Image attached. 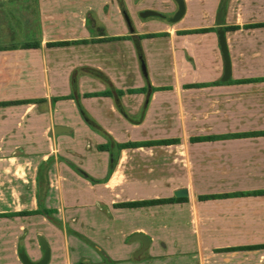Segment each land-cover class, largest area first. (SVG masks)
<instances>
[{
  "label": "crops",
  "instance_id": "0c3cea01",
  "mask_svg": "<svg viewBox=\"0 0 264 264\" xmlns=\"http://www.w3.org/2000/svg\"><path fill=\"white\" fill-rule=\"evenodd\" d=\"M122 1L0 0V264H264V0Z\"/></svg>",
  "mask_w": 264,
  "mask_h": 264
},
{
  "label": "trees",
  "instance_id": "16d2710c",
  "mask_svg": "<svg viewBox=\"0 0 264 264\" xmlns=\"http://www.w3.org/2000/svg\"><path fill=\"white\" fill-rule=\"evenodd\" d=\"M119 2H120L122 11L126 14V9H125V6L123 4V1L119 0ZM220 7H222V6H220ZM254 26H264V23L250 24V25H245L244 27H254ZM239 27L240 26H228V27H225V30L237 29ZM213 30H214L213 27H204V28H197V29H190V30L181 31V33H201V32L213 31ZM158 34H160V33L139 35V36L140 37L156 36ZM78 42H86V40L49 42V43H47V46H62V45H68L71 43H78ZM23 46L24 47H30V46L38 47L39 44L37 42H32V43L27 42ZM9 104H14V102L13 101H11V102H0V106H5V105H9ZM81 113L84 115L85 118H87L86 115L84 114L83 110H81ZM216 138H217L216 136H211V137L199 138V139L211 140V139H216ZM164 142H170L171 143V142H177V140H167ZM135 144L136 143H127V144H123L121 146L122 147H129V146H134ZM249 194L262 195V194H264V190L254 191V192H235V193H229V194L223 193V194L198 195V199L199 200H206V199L225 198L228 196H241V195H249ZM185 200H187L186 197L168 198V199H153V200H144V201H135V202H122V203L116 204V206H118V207H135V206L151 205V204L163 203V202L185 201ZM53 212H54V209L39 207L38 209H35V210L0 213V217L27 216V215H34V214H42V215H45L47 217H50ZM259 247H264V245L227 247V248L219 249L218 251H235V250H242V249L259 248ZM104 258L107 262H109V264H112V262L106 256H104Z\"/></svg>",
  "mask_w": 264,
  "mask_h": 264
},
{
  "label": "water",
  "instance_id": "95a60500",
  "mask_svg": "<svg viewBox=\"0 0 264 264\" xmlns=\"http://www.w3.org/2000/svg\"><path fill=\"white\" fill-rule=\"evenodd\" d=\"M175 2L177 3V10L174 13V15L170 18V21H172V22H176L179 19H181V17L185 13L184 0H175ZM154 12L151 10H146V11L142 12L141 15L145 16L148 14H154ZM221 16H222V11H219L218 19H217L218 20L217 36H218L221 55L223 58L224 70H225V73L228 74L230 71V60H229L227 45H226V41H225L224 30L221 27ZM57 132H58V130H55V133H57ZM174 194L176 196H187V190L186 189H179V190L175 191ZM136 238H141V236H137ZM40 242L42 245L41 247L44 250L42 258L37 262H32L28 259V257L25 254L22 253V254H20V259L23 262V264H47L48 263L49 255H50L49 247L47 246V244L43 240V238L40 239Z\"/></svg>",
  "mask_w": 264,
  "mask_h": 264
},
{
  "label": "rangeland",
  "instance_id": "374dc122",
  "mask_svg": "<svg viewBox=\"0 0 264 264\" xmlns=\"http://www.w3.org/2000/svg\"><path fill=\"white\" fill-rule=\"evenodd\" d=\"M170 1L172 4L175 3L174 0H168ZM2 3H0V19L1 21L6 19L7 17H9L11 20H12V26H17L18 23L17 22H14L13 18H11L10 16V13L7 11V9L5 8V6H2L1 5ZM174 9H177V6L175 5V8ZM146 9H143L141 11H144ZM150 10V9H148ZM137 13V17L141 18V19H144V18H152V17H161V13H157L156 11L154 12V14H148V15H145V16H140V12ZM6 15V16H5ZM165 15L168 17V19L172 16L170 15L169 13H165ZM128 19H127V24L130 26H133L132 24V18L131 16L128 14ZM6 17V18H5ZM3 25L5 27H3ZM3 25L0 27V41H2V43H9V42H12L13 41V29H17L16 27H9V24L6 23V22H3ZM31 38V37H30ZM20 40V39H19ZM31 40H34L33 38H31ZM224 238V237H223ZM206 263L207 264H224V261H225V255L222 254V255H215L214 256H211V257H206Z\"/></svg>",
  "mask_w": 264,
  "mask_h": 264
}]
</instances>
